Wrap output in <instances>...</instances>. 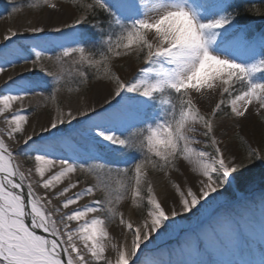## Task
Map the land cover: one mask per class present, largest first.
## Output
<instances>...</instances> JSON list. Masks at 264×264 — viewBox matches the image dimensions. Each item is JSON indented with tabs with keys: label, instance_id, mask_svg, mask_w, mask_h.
<instances>
[{
	"label": "snow or ice",
	"instance_id": "obj_1",
	"mask_svg": "<svg viewBox=\"0 0 264 264\" xmlns=\"http://www.w3.org/2000/svg\"><path fill=\"white\" fill-rule=\"evenodd\" d=\"M71 2L76 12L69 21L50 18L0 38V75L30 65L28 75H9L0 85V264H159L141 259L150 245L187 214L199 213L225 185H244L255 168H264V146L237 136L242 154L236 155L217 134L225 121H264V77L257 75L264 74V36L258 43L246 38L239 12L229 11L231 0ZM9 3L10 14L20 11ZM43 4L53 14L60 10L56 0ZM85 25L99 34L98 53L88 46ZM49 49L53 55L46 56ZM128 57L142 65L130 79L112 63ZM90 83L105 90L102 100L75 111L56 103L66 87L79 93ZM202 96L215 100L202 108ZM33 97L55 105L39 127L30 118L36 111L26 106ZM69 128L82 130L84 145L69 143ZM101 150L139 151L142 158L131 167L89 163ZM21 157L29 167H21ZM185 166L194 186L172 179L183 176ZM150 172L168 178L178 198L170 210ZM125 201L139 221L121 210ZM182 252L199 249L186 242ZM258 264H264V248Z\"/></svg>",
	"mask_w": 264,
	"mask_h": 264
},
{
	"label": "rangeland",
	"instance_id": "obj_2",
	"mask_svg": "<svg viewBox=\"0 0 264 264\" xmlns=\"http://www.w3.org/2000/svg\"><path fill=\"white\" fill-rule=\"evenodd\" d=\"M85 1L88 0H79L77 3L83 4ZM16 6L20 9L17 13H11V7L9 0H0V28L6 27L9 23H16L23 14H27L30 18L34 21L41 19L46 10L48 9L44 4L43 0H14ZM58 5L64 8L66 15L68 16L69 21L72 15L76 12L75 6L72 4L71 1L68 0H56ZM79 14V13H77ZM264 21V18H262ZM240 27V26H239ZM85 29H88L87 35H89L94 40L92 41V46L95 44L94 48H100L96 41L99 39V34L95 32V30L90 29L88 25L84 26ZM242 30L243 28L240 27ZM246 38L249 41L259 42L262 36L256 34L254 38H252L251 31L243 30ZM96 34V35H95ZM90 41V40H89ZM89 43V42H88ZM53 53L52 49L46 51L45 55H51ZM240 53L237 54L235 57L238 62H243L241 60ZM99 58V57H98ZM114 70H116L123 78L130 79L136 75L138 69L142 66L136 64L134 57L128 58H117L113 62ZM30 67V65H18L16 67H10L8 69H13L15 73H23L24 75H28L27 72H24V69ZM59 70L58 68L56 69ZM91 75V73H90ZM258 77H264V74H257ZM264 82V80H262ZM98 85L94 83H90L87 88L82 89L81 92H69L68 90H64V96L57 98L56 103H59L63 107L68 104L76 103L77 101L87 100L90 95L93 94L95 88ZM75 88L74 86H71ZM37 97L31 98V103H26L29 111H36V115L30 117L33 121L34 119L48 117V114L54 109L55 105L48 101V103H39L36 99ZM215 97L209 96H202L199 98L198 103L201 104V107L204 108L211 103H213ZM264 121L261 120L260 117H250L248 120L242 122V124H236L232 121H225L218 130V136L222 137L225 140V144L229 148L230 151L234 152L236 155H241V152L238 149V145L235 141L236 137H242L245 140L249 141L253 146H261L262 138H264V129L261 128V124ZM66 136L69 138V143L73 145H84L86 142V138L82 137L81 135L70 132L66 133ZM198 147V146H197ZM13 148L15 146L13 145ZM61 151H66L63 146H60ZM107 153V154H103ZM142 157V153L139 151H129L125 153H110V152H103L101 150L100 156L96 160H90L89 163H107L112 167L116 166H129L131 167L132 163L138 161ZM21 164L25 165V168L29 167V165L25 162L24 158L21 157L18 159ZM184 175L181 176L179 174H172V179L177 182L187 181L189 185H193L194 175L191 173L190 168L185 166ZM80 175V173H77ZM163 176L161 173L149 174V179L152 181L153 177H160ZM89 182H95V177L89 176ZM194 186V185H193ZM251 187V186H250ZM252 189L246 192H240L236 189L235 184L232 185H225L224 188L220 189V193L213 194L214 198H209V202L207 205L200 210L199 213L196 215L187 214L190 216L188 219L181 220L180 217H177V221L179 223L175 224L165 235L161 236V238H165L171 236L173 238L180 237L185 242H192L194 239L193 237L197 233L198 235L200 232L209 229L210 231L213 228L210 226L216 221L215 228V236L220 235L221 229L233 228L237 229L241 233L248 231L245 228L246 223L252 224V227L256 232H258L259 241L264 244V188L254 187L252 185ZM164 189L170 190L169 198L166 200V204L168 208L173 206V203L178 199L173 195L171 190L170 183H166ZM195 190V187H194ZM170 199V200H169ZM129 202L125 201L121 204V210L125 212ZM166 206V205H165ZM167 210V209H166ZM169 210V209H168ZM135 211V221H139V214L136 209ZM255 218H259L262 220V224L255 223L253 220ZM246 222V223H245ZM170 223V221H169ZM118 228L115 226L110 229L112 232H115ZM236 234V233H235ZM158 235V234H157ZM210 238H214L213 234H209ZM204 238L202 235H199L200 241L203 243ZM233 240V237L230 238ZM166 264V263H162Z\"/></svg>",
	"mask_w": 264,
	"mask_h": 264
},
{
	"label": "bare ground",
	"instance_id": "obj_3",
	"mask_svg": "<svg viewBox=\"0 0 264 264\" xmlns=\"http://www.w3.org/2000/svg\"><path fill=\"white\" fill-rule=\"evenodd\" d=\"M50 18L52 22H62L68 20V16L66 15L65 10L61 6L60 10L56 11L54 14L53 10L47 9L44 16L37 21L32 20L29 15L23 14L16 23H9V25H7L6 27L0 28V38H2L6 30L10 28L22 32L25 28L31 27L35 24L48 22ZM25 35L30 36L31 33H25ZM52 54L53 53H51V55ZM18 74L20 73L13 72V69H7V71L3 75H0V85L4 84L7 76H17ZM104 94L105 90L97 86L93 94L90 95L87 100H81L73 104H68L65 106V108L70 107L74 111L77 109L82 110L84 107L90 106L93 102L102 100ZM81 119L85 118L82 117ZM46 120L47 117L38 118L34 119L32 123L39 127V125L44 124ZM62 127L69 126L65 125ZM4 128V124L0 123V130ZM81 131L82 130L79 129L72 130L71 128H69L68 133L75 132L84 137L81 134ZM11 146L13 147V145ZM21 167L25 168V165L21 164ZM32 179L35 182L38 178L36 176H33ZM151 182L153 183L158 197L161 199V202L165 209L170 210V208H168L166 204V200L170 195V190L164 189L166 183H169L168 178L164 175L160 177H153ZM37 190L42 191L39 188H37ZM55 203L57 202L54 201V204ZM125 215L130 216L134 220L136 214L134 208H132L130 204L125 210ZM253 221L255 223L262 224V220L259 218H255ZM214 226H216V221L210 226V228H213L211 231L207 229L200 232L202 237H205L203 243L200 241V239H198L200 234L198 235L197 233H195L196 235L193 237L194 239L191 242L197 249H199V252L195 255H189L186 252H182V249L186 244V242L182 238H173L171 236H168L165 238H160L153 245H150L149 249L145 250L144 256H142L141 259L148 257L150 259L159 261V264H170L171 261L186 262L191 259L204 260L208 262V264H258L259 260L261 259V250L262 248H264V244L258 242V232L254 230L252 224L246 223L245 228L248 231L244 233L238 231V228H233L232 230L230 228L221 229V236H215L214 230L216 227ZM119 232V229H117L115 232H112L117 239H120ZM210 233L213 234L214 238L209 237ZM231 236L233 237V240L231 239L232 242H230L229 239Z\"/></svg>",
	"mask_w": 264,
	"mask_h": 264
},
{
	"label": "trees",
	"instance_id": "obj_4",
	"mask_svg": "<svg viewBox=\"0 0 264 264\" xmlns=\"http://www.w3.org/2000/svg\"><path fill=\"white\" fill-rule=\"evenodd\" d=\"M71 1V0H68ZM79 1V0H77ZM88 1H85V3ZM231 4H232V8L229 9V11H233L236 10L239 12V16H238V20L240 21V26H244L247 31H251L252 33V38H254V36L256 34H259V36H264V21L261 20L262 18H264V15H257L255 14V10L259 9L261 12H264V0H231ZM247 9H252V11H248ZM94 39L91 38L88 46L90 48H92V50L94 52H99L100 48H94L92 46V41ZM53 55V54H52ZM98 58V56H97ZM142 66V65H140ZM87 71L90 73L95 72V69H87ZM71 86H76L75 82L71 83L69 85ZM67 90V87L65 88ZM49 93L47 91L44 92V96H47ZM64 96V93H60L57 98ZM38 100L39 103H48V101L43 100L40 97L36 98ZM237 145L239 144V141L236 137L235 139ZM261 146H264V138H262V144ZM241 152V151H240ZM103 154H107V153H103ZM242 154V153H241ZM142 158V157H141ZM152 173V172H150ZM154 173V172H153ZM262 174H264V168H255L253 170L252 175V179L244 184V185H236L235 187L238 191L240 192H246L248 193L252 188V185L254 187L258 188H264V180L261 179ZM251 186V187H250Z\"/></svg>",
	"mask_w": 264,
	"mask_h": 264
}]
</instances>
